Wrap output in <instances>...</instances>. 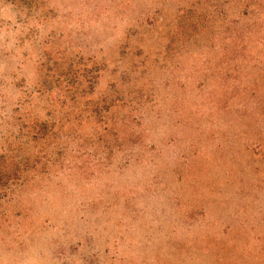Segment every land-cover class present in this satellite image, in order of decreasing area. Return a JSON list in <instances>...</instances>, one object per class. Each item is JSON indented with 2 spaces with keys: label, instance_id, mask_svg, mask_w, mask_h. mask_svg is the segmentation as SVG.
Here are the masks:
<instances>
[{
  "label": "rangeland",
  "instance_id": "1",
  "mask_svg": "<svg viewBox=\"0 0 264 264\" xmlns=\"http://www.w3.org/2000/svg\"><path fill=\"white\" fill-rule=\"evenodd\" d=\"M263 105L264 0H0V264H264Z\"/></svg>",
  "mask_w": 264,
  "mask_h": 264
},
{
  "label": "trees",
  "instance_id": "2",
  "mask_svg": "<svg viewBox=\"0 0 264 264\" xmlns=\"http://www.w3.org/2000/svg\"><path fill=\"white\" fill-rule=\"evenodd\" d=\"M251 90L254 95L258 92L257 85H253ZM40 92V91H39ZM38 91L37 94H40ZM264 106V105H263ZM19 108L20 105H16L15 109L12 111V120L16 122V126L18 127L17 136L12 138L14 145L17 149H9V153L13 156L19 155L21 149L26 148V151H31V149H37L35 159L36 162H32L29 158H23L20 162H15L18 156L12 157V163L10 167H12V175L8 178V189L10 193L13 194L16 189H21L24 187L25 184L29 182L30 179H33L35 175L38 174H45L46 169L53 165V161L50 159H46L47 155L46 151L44 150V144L48 141H55V135L57 126L55 125L54 121L48 119V116L45 115L47 119L39 118V115L33 116L31 119H21L17 118L19 115ZM111 108V107H109ZM108 108V109H109ZM19 117V116H18ZM35 155V154H34ZM44 160V161H43ZM42 162V163H41ZM36 166H42L40 171L36 169ZM24 174L27 177H24ZM32 176V177H31ZM29 177H31L29 179Z\"/></svg>",
  "mask_w": 264,
  "mask_h": 264
}]
</instances>
